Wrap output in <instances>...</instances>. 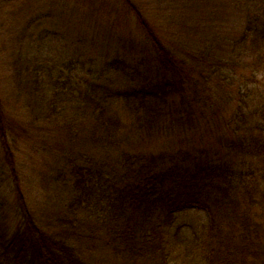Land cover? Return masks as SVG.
<instances>
[{"label":"trees","instance_id":"16d2710c","mask_svg":"<svg viewBox=\"0 0 264 264\" xmlns=\"http://www.w3.org/2000/svg\"><path fill=\"white\" fill-rule=\"evenodd\" d=\"M0 264H264V0H0Z\"/></svg>","mask_w":264,"mask_h":264}]
</instances>
